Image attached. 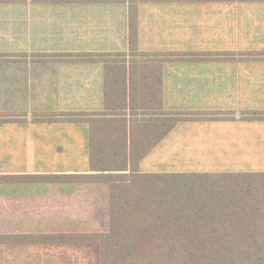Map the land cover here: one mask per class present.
I'll return each mask as SVG.
<instances>
[{
    "label": "crops",
    "instance_id": "crops-1",
    "mask_svg": "<svg viewBox=\"0 0 264 264\" xmlns=\"http://www.w3.org/2000/svg\"><path fill=\"white\" fill-rule=\"evenodd\" d=\"M166 111L196 118L140 172L264 168V0H0V175L90 173L88 120L128 146ZM107 226L105 183L0 182V234Z\"/></svg>",
    "mask_w": 264,
    "mask_h": 264
},
{
    "label": "trees",
    "instance_id": "trees-1",
    "mask_svg": "<svg viewBox=\"0 0 264 264\" xmlns=\"http://www.w3.org/2000/svg\"><path fill=\"white\" fill-rule=\"evenodd\" d=\"M135 17L130 11L133 44ZM164 115L162 132H153L150 119L148 134L130 135L128 146L120 120H88L90 173L0 175V182H91L108 188L106 231L0 234V248L72 249L83 254L84 264H264V172L139 171L141 158L176 121L196 118L180 111ZM95 126L122 130L106 137L94 134Z\"/></svg>",
    "mask_w": 264,
    "mask_h": 264
},
{
    "label": "rangeland",
    "instance_id": "rangeland-1",
    "mask_svg": "<svg viewBox=\"0 0 264 264\" xmlns=\"http://www.w3.org/2000/svg\"><path fill=\"white\" fill-rule=\"evenodd\" d=\"M189 170L197 171V172L264 171V168H260V169L192 168ZM33 259L40 261V263L42 264H57V263L74 264L76 263V261H78L79 264H84L81 263L84 260L83 254L72 249H65L64 251L62 249H56V248L29 247L26 249L19 248L13 251H8L3 248H0V264H27L29 261Z\"/></svg>",
    "mask_w": 264,
    "mask_h": 264
}]
</instances>
